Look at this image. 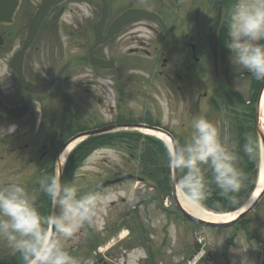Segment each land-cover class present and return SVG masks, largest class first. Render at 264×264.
<instances>
[{
	"label": "flooded vegetation",
	"instance_id": "flooded-vegetation-1",
	"mask_svg": "<svg viewBox=\"0 0 264 264\" xmlns=\"http://www.w3.org/2000/svg\"><path fill=\"white\" fill-rule=\"evenodd\" d=\"M39 1L20 0L13 21L8 24L0 22V33L3 36V43L0 45V62L6 65L5 73L0 74V126L5 128L11 124L17 126L14 134L0 138V185L9 181L22 184L35 197L36 207L42 216L47 217L59 214L60 209L40 191L39 180L45 176H56V161L64 142L73 133L86 127L74 126L81 118L77 101L80 104L84 97L81 93L73 91V87L65 82V72L72 67L71 61L63 72L61 83L53 84L45 91H34L25 86V83L39 85L51 79L58 69L54 65L53 58L47 56L44 57L45 61L40 62L38 51L28 50L23 57L22 79H20L18 74L8 67L12 52L1 55L2 46L8 35L23 37V25ZM66 1L53 6L41 26L51 25L57 16V10L63 9L62 6ZM106 2V26L121 11L132 7H144L155 11L160 18H141L121 26L109 40L93 51L98 55L114 58L115 66L99 68L90 62L88 55L84 56L85 63H89L92 69L100 72H115L117 79L121 77L122 72L131 68H140L139 70H143L146 74L152 72L165 75L169 79H171L170 74L173 73L179 80L190 78V74L191 78H194L199 73L208 72L213 75L211 78L215 79L218 85L222 86V80L229 83L227 78L231 62L230 52L225 46V37L229 11L235 0H106ZM84 3L80 12L84 13V20L88 26L99 17L103 0H84ZM214 30L216 63L213 59L211 34ZM87 36L88 48L92 42L91 28ZM111 40H115L113 47L118 51L117 55L108 56ZM123 44H129L127 51L119 54L121 52L119 48ZM206 58H210V63L204 61ZM195 81L199 83L197 79ZM150 83V77L145 78L140 91L137 90L138 93L144 96L145 88L148 87L150 91ZM206 86L207 89L209 87L212 89L214 83L212 85L209 81ZM207 89L197 91L194 97L196 104L208 97L210 91ZM76 95L79 96L74 98ZM60 119L66 121L65 128L56 127V121ZM116 121L118 120L112 118L98 125ZM64 132L67 134L63 135ZM64 183L65 181L62 180L61 184ZM98 189L94 184L88 185L81 190L85 192L78 195L93 193ZM155 197L158 196L153 195L152 198ZM123 200L122 196L121 201ZM150 201V198L139 201L144 208L146 207L144 210H139L145 214V223L136 220L139 219L135 216L136 205L132 206L133 210L129 209V212L135 214L132 219V222L136 223L133 234L129 229L127 235L119 237L120 230L115 228L116 230L112 231L115 240L105 245L108 220L100 226L95 221L93 225H85L81 228L76 233V239L72 240L71 237L66 240L64 242L66 250L79 261L92 259L95 264H186L197 251L198 245L189 249L179 241L169 243L165 227L153 223L150 225L147 222L151 218L150 211H147ZM159 206H162L161 203ZM109 209L111 208L106 211L107 216L126 211L122 209L115 212ZM171 212L177 214L175 209ZM137 229L140 231L139 237L136 234ZM158 231L160 235L156 233ZM0 244V264H23L19 254H13L3 242ZM203 255V259L198 257L193 264H210L209 252L204 250Z\"/></svg>",
	"mask_w": 264,
	"mask_h": 264
},
{
	"label": "rangeland",
	"instance_id": "rangeland-1",
	"mask_svg": "<svg viewBox=\"0 0 264 264\" xmlns=\"http://www.w3.org/2000/svg\"><path fill=\"white\" fill-rule=\"evenodd\" d=\"M83 5H85L84 0L66 1L62 6L63 9L57 10L54 22L51 25L40 27L33 41L34 43L28 49L30 51H38L37 56H39L40 62L44 60V57H52L56 68L66 60L72 62V67L65 72V82L73 87V91L81 93L84 97V100L80 104L77 101L80 108L78 111L82 118L75 122V127L80 124L93 127L100 122L112 118L134 122L143 120L156 121L178 132L179 137L176 139L180 140V143L183 144L191 137L187 136V133H192V119L199 116L206 117V114H211L210 121L216 124L221 133L227 132L228 117L221 108L218 112L215 111V107L212 104L213 88L209 87L207 89L206 86V83L209 81L212 82V85L216 81L215 79H211V74L202 73L195 75L194 78L199 81V83H196L195 79L191 78V74L189 75L190 78L179 80L173 73L170 74L171 79H169L165 75H157L152 72L145 74L143 70H139L140 68H131L129 71L122 72L119 80L115 72L96 71L91 68L89 63H85L84 56H86L88 46L86 38L90 32L92 22L88 26L86 25L84 13L80 12V8ZM84 35L85 38H83ZM21 40V35L15 37L8 35L2 46L1 55L10 54L20 45ZM114 44L115 40H111L107 51L108 56L117 55L118 50L113 47ZM131 44L133 45V43ZM128 45H121L119 48L121 52L119 54L126 52ZM204 61L210 63V58H206ZM5 70V63L0 62V74L3 75ZM230 73L231 85L236 91L235 94H240L244 98V102L238 103L237 108L246 112L247 107L252 104V101L250 103L247 102L252 80L249 81L247 76H242L241 82L243 86L235 87L236 77L239 73L232 64L230 65ZM199 76H201L200 80L198 79ZM149 77L151 81L150 91L148 87L145 88V93L142 97V94H139L138 91H140L145 78L149 79ZM121 85L123 88L133 90L125 91ZM177 85L180 87H177ZM203 89L210 91L209 96L205 100L201 99L200 103L196 104L194 97H196L198 90L202 91ZM78 96L76 95L74 98ZM61 120L64 119L56 121L57 128H65L66 121ZM66 134L67 132L63 133V135ZM145 142L141 137L135 144L131 142L132 145L126 147L124 143L127 142L123 139L121 144L116 143L95 148L80 165L72 168V173L68 176V181L65 184H74L79 193L80 189L85 186L94 184L97 187L96 184L98 182L114 177L117 172L139 174L143 165L146 164L143 156ZM230 145L231 143L227 141V146L229 147ZM258 170L257 168V172ZM150 179L152 180H150L152 184L126 180L112 186L100 187L94 192L105 198L95 220L99 226L108 220V229L105 231V237L111 234L109 237L111 238L113 235L112 231L118 228H121V232L124 233L127 229H131V234H133L136 229L134 224L136 223L132 222L134 213L129 212V209L133 210V205H136L135 216L139 217V219H136V217L135 219L141 223L146 222V219H144L145 214L139 211L146 208L143 207L142 203L140 204L137 201L139 198L156 194L158 197H155L154 201L160 203L162 202L160 200L163 199L162 203L166 205L167 210L174 209L171 196L161 198L162 195L157 191L156 185L160 184V180H155L151 177ZM122 196L124 200L120 202ZM156 202H151L148 205L147 211H150L149 214L153 217V224L160 226L164 223V220L168 221L166 231L169 243L179 241L184 244V247H189V249L194 245H198L196 247L198 252L195 251V254L197 255L202 253L203 250H207L209 252L208 258L210 257V264H259V257L253 249L257 248L256 242L260 243V239H264V196L241 219L242 222L239 221L237 224L220 228L202 225L194 227V224L188 220L184 221L176 213V216H173L174 212L171 215L169 213L170 216L166 218L164 216L166 214L156 207ZM201 204L204 205L203 202ZM109 207L111 208L109 210L115 212L122 209L126 211L121 212V215L115 213V215L107 216L106 211ZM214 211L223 212L224 210ZM112 217L116 221H113ZM157 218H159L158 221ZM241 224H244V226L241 227ZM156 233L160 235V231ZM136 234L137 237L140 236L138 229ZM247 236H252V240H249ZM197 237L201 239L199 243ZM76 238L75 234L72 240ZM105 241L111 243L113 240L106 239ZM218 242L226 244V246L222 248V245H216ZM201 258L203 259L204 255Z\"/></svg>",
	"mask_w": 264,
	"mask_h": 264
},
{
	"label": "clouds",
	"instance_id": "clouds-1",
	"mask_svg": "<svg viewBox=\"0 0 264 264\" xmlns=\"http://www.w3.org/2000/svg\"><path fill=\"white\" fill-rule=\"evenodd\" d=\"M225 46L239 73L235 87L243 86L242 76L264 81V0H235L229 11ZM191 128V137L183 144L174 140L166 145L168 167L182 173L176 179L180 190L186 198L202 203L210 195L209 185L214 184L232 199L245 179L238 154L228 148L227 138L222 140L219 128L206 117L193 118ZM16 130L15 124L0 126V138ZM256 147L248 137L242 151L251 159ZM206 173L211 174V180L206 179ZM39 188L56 203L59 214L42 216L35 197L20 183L0 185V242L19 254L23 264H95L92 259L77 260L64 242L85 225L94 224L105 198L98 193L80 196L74 184H61L55 176L41 178Z\"/></svg>",
	"mask_w": 264,
	"mask_h": 264
},
{
	"label": "trees",
	"instance_id": "trees-1",
	"mask_svg": "<svg viewBox=\"0 0 264 264\" xmlns=\"http://www.w3.org/2000/svg\"><path fill=\"white\" fill-rule=\"evenodd\" d=\"M255 86L256 87L250 96L252 104L247 107L246 112L237 108V104L243 102V97L240 94L238 95L235 94V92H231L227 88L224 89L227 91L225 92L224 103L229 112V117L231 118L227 134L231 145L228 148L238 154V166L244 172L245 179L242 183L240 191L232 194V199L225 197L214 184H210V195L203 202L211 208L217 210H228L238 206L245 200L254 185L257 170L256 166L258 163V140L254 127V101L257 96L259 83L256 82ZM141 137L146 141L143 148V156L146 164L143 165L141 171L145 172L147 176L154 178L155 180H160V184L165 189V192L169 193L170 172L168 167L166 145L162 142V140L156 137L142 135L141 133L135 131L118 132L115 133L114 136L108 133H102L86 137L69 153L64 168L65 177L71 175L72 168L79 164L83 157L94 147L99 146L102 143L110 142L112 139H118L119 143L125 139L128 145H132V143L135 144ZM248 137H251L257 145L255 155L251 159L242 151L243 145L246 143ZM221 138L222 140L224 139L223 136H221ZM181 175L182 173L179 172V176ZM206 179L211 180L210 173H206ZM232 200H235L236 203H233Z\"/></svg>",
	"mask_w": 264,
	"mask_h": 264
},
{
	"label": "water",
	"instance_id": "water-1",
	"mask_svg": "<svg viewBox=\"0 0 264 264\" xmlns=\"http://www.w3.org/2000/svg\"><path fill=\"white\" fill-rule=\"evenodd\" d=\"M19 0H0V20L3 21H10L12 19V15L13 12L15 10V8L17 7ZM63 0H41L37 6V8L34 10L32 16L29 18V20L25 23V37L23 40L22 45L17 48L10 60L9 66L11 68H15L18 69L21 66V61L23 58V55L26 51V49L29 47L31 40L33 39L41 21L43 20V18L46 16L47 12L49 11V9L51 8L52 5L59 3ZM151 11L144 9V8H128L123 10L121 13H119L117 16H115L113 18V20L109 23L106 31H103V27L105 24V18L107 15V4L106 1H103V7L101 10V16L94 22L93 24V29H92V34H93V42L89 47V59L91 60L92 63H94L97 66H111L113 65L112 61H108L102 57L96 56L92 53L93 48L101 43H103L104 41H106L110 36H112L123 24L141 18V17H151ZM215 40V39H214ZM0 43H1V36H0ZM69 62L66 61L64 64H62L60 66V68L57 70L56 74L52 77L51 80L47 81V82H41L38 84H28L25 83V86H27L29 89L34 90V91H40V90H47L49 87H51L53 84L60 82L61 78H62V73L64 71V69L68 66ZM18 67V68H17ZM19 70V69H18ZM263 84L260 87V91H259V95H258V99L256 101V124H255V128H256V132L259 136L260 139V143L262 145L263 151H264V130L262 128V125L259 123V119H260V102H259V96L260 93L263 89ZM41 89H38V88ZM126 125H132V126H136V127H147L156 131H161L162 133L167 134L170 137V141L171 143L174 141L173 136L165 131L163 128L159 127V126H154V125H150V124H145V123H126ZM121 126V124H111V125H107L104 127H99V128H95V129H90V130H85V131H80L78 133H75L73 136H71L67 141L69 142L71 139L77 137V136H81V135H90V134H95L101 131H105V130H109L115 127H119ZM65 142L64 146L68 143ZM58 168H57V175L56 177L58 178L59 182L61 181V163L59 162L57 164ZM132 174H123L121 177L115 178L113 180H117V179H121V178H125V177H132ZM178 178V171L176 170H172V182H171V186H172V196L173 199L176 203L177 208L179 209V211L186 217L197 221L199 223L202 224H207V225H211V226H224V225H228L232 222H234L237 218L244 216L246 213H248L254 206L255 204L258 202V200L260 199V197L263 195L264 193V184L262 189L260 190V192L258 193V195L254 198V200L249 203L246 207H244L243 209H241L240 211H238V213L231 219L228 220H223V221H212V220H207V219H203L199 216H196L192 213H190L189 211H187L180 203L178 197H177V188H178V184L176 183V179ZM113 180H107L104 181L103 184L111 182Z\"/></svg>",
	"mask_w": 264,
	"mask_h": 264
},
{
	"label": "bare ground",
	"instance_id": "bare-ground-1",
	"mask_svg": "<svg viewBox=\"0 0 264 264\" xmlns=\"http://www.w3.org/2000/svg\"><path fill=\"white\" fill-rule=\"evenodd\" d=\"M260 119H259V123L263 126L264 125V89L260 98ZM148 124L150 125H154V126H159L161 128H163L165 131L169 132L174 139H176L177 137H179V133L176 131L171 130L170 128L163 126L161 123L159 122H150L148 121ZM143 131L145 133H150L152 135H156L158 138H162L167 144L170 143V137L165 134L162 133L161 131H156L150 128L147 129H143ZM78 138L71 141L67 147L65 148L64 152H63V157H65V155L70 151V149L75 145V143H77ZM261 162L259 165V170H258V177H257V181L255 183V186L253 188V190L251 191L250 195L248 196L246 202L244 205H247L254 197L255 195L259 192V190L261 189V186L263 184L264 181V157L263 155L261 156ZM178 197L179 200L181 202V204L189 211H191L192 213H194L195 215H198L204 219H208V220H221V219H227L229 217H232L238 210L234 209V210H229V211H223V212H217V211H213L207 207H205L203 204L198 203L194 200H190L188 198L185 197L184 193L178 189ZM243 205V206H244ZM242 206V207H243ZM240 209V208H239ZM124 235V232L120 233V236ZM195 258H193L191 260L190 263H192L194 261Z\"/></svg>",
	"mask_w": 264,
	"mask_h": 264
}]
</instances>
